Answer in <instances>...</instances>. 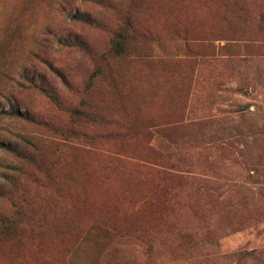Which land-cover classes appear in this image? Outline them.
<instances>
[{
    "label": "rangeland",
    "instance_id": "obj_1",
    "mask_svg": "<svg viewBox=\"0 0 264 264\" xmlns=\"http://www.w3.org/2000/svg\"><path fill=\"white\" fill-rule=\"evenodd\" d=\"M10 106L0 264H264V0H0Z\"/></svg>",
    "mask_w": 264,
    "mask_h": 264
},
{
    "label": "trees",
    "instance_id": "obj_2",
    "mask_svg": "<svg viewBox=\"0 0 264 264\" xmlns=\"http://www.w3.org/2000/svg\"><path fill=\"white\" fill-rule=\"evenodd\" d=\"M81 18H80V20H81ZM85 22H88V21H85ZM117 36H119L118 39L115 38L112 40V45L114 46L115 53L117 55H120V54L124 53L127 42H126L125 35H119V33H117ZM63 45H66V46H74L75 45V46L82 47L81 39L76 37V35L73 39L64 40ZM159 88H160V86H159ZM4 114H8L11 117H20V118H23L25 120L27 119L28 121H32V122H35V118H36L35 116H32L28 111L22 112L21 109L17 106H10L9 109L3 108L2 110H0V116H2ZM21 140H22V142L26 141L27 143H29L28 139L25 138V136H21ZM2 146L6 147V149L9 152L13 153L17 157H20V159H24V158H25V160L28 159V154H26V152H24L18 145L2 143Z\"/></svg>",
    "mask_w": 264,
    "mask_h": 264
},
{
    "label": "bare ground",
    "instance_id": "obj_3",
    "mask_svg": "<svg viewBox=\"0 0 264 264\" xmlns=\"http://www.w3.org/2000/svg\"><path fill=\"white\" fill-rule=\"evenodd\" d=\"M155 83V82H154ZM157 84V83H156ZM155 84V85H156ZM155 85H149L150 87L147 89L148 91L145 93V98H146V101H149V102H151L152 103V99L155 97V96H159V92H158V85H157V87L155 86ZM158 88V89H157ZM148 105V104H147ZM150 105V104H149Z\"/></svg>",
    "mask_w": 264,
    "mask_h": 264
}]
</instances>
